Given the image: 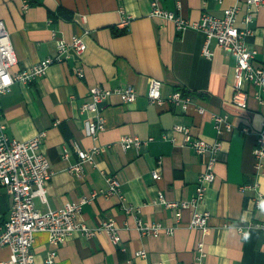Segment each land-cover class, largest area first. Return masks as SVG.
I'll return each instance as SVG.
<instances>
[{
  "label": "crops",
  "instance_id": "obj_1",
  "mask_svg": "<svg viewBox=\"0 0 264 264\" xmlns=\"http://www.w3.org/2000/svg\"><path fill=\"white\" fill-rule=\"evenodd\" d=\"M152 0H0V20L10 34L17 64L12 73L27 70L41 60L54 56L56 42L81 36L86 44L82 56L73 50L61 63L53 64L46 76L33 84L15 83L8 94L0 96V123L6 134L26 141L46 132L40 151L50 162L52 176L45 190L47 204L35 200L42 211L62 208L69 202L107 189L101 171L115 175L132 213L126 215L117 197L98 194L83 206L79 219L89 228L100 227L105 218L116 221L120 241L114 244L104 232L91 238L75 234L57 248L54 264H264V235L251 224H264V204L255 207L257 193L264 195V159L257 172L253 150L256 133L262 129L264 107L255 97L256 89L244 84L249 94L248 108L232 104L235 58L212 42L211 59L202 54L205 34L188 29L176 31L171 22L150 16ZM160 6L177 12L190 21L204 13L223 17L224 9L235 0H160ZM180 4V8H178ZM237 27L251 30L245 42L255 50L253 63L264 66V8L253 10V21L246 26L247 6L238 3ZM123 9L131 16L129 26H119ZM53 32L55 35L53 36ZM84 73L79 78L75 69ZM162 81V95L175 91L191 95L193 103L186 111L168 102L150 103V81ZM116 89L132 86L137 92L133 103L125 104L118 95L108 99L106 128L94 141L87 133L89 114L81 106L89 100L92 87ZM203 107L205 114L198 108ZM211 114H228L231 132L220 136L216 180L198 207L208 211V231L190 228L191 210L181 212L157 201L162 194L168 202L192 200L196 184L204 170L205 157L183 145V135L175 125L190 128L194 138L213 142L217 138ZM243 126L250 133L241 132ZM124 136L152 141L139 149L124 150ZM174 139L175 141H173ZM88 150L106 147L94 156L96 167L83 164V175L70 172L78 162L73 142ZM68 149L65 155L64 149ZM158 169L161 178L154 180ZM257 184L256 188H253ZM242 186H250L242 190ZM10 196L0 188V225L10 217ZM137 219L162 223L173 234L143 236L136 228ZM239 228L247 230L243 236ZM249 228V229H248ZM203 241L200 258L197 244ZM53 246L45 231L34 234L32 246L35 264H45ZM144 251L145 257H137ZM11 250L0 247V263L8 261Z\"/></svg>",
  "mask_w": 264,
  "mask_h": 264
},
{
  "label": "built area",
  "instance_id": "obj_2",
  "mask_svg": "<svg viewBox=\"0 0 264 264\" xmlns=\"http://www.w3.org/2000/svg\"><path fill=\"white\" fill-rule=\"evenodd\" d=\"M221 2L222 0H217ZM243 1L247 6V14L244 17V24L248 26L254 19L253 10L264 8V0H235V4L224 9L223 17L219 18L209 13H204L198 21L185 19L177 12L168 11L160 6V0H152L151 13L152 18H158L163 21L171 22L176 31L184 32L188 29L201 31L205 34V41L202 48V54L211 59L214 55L210 46L216 42L218 46L226 52H229L236 61L235 78L233 84L232 104L239 109L248 108L249 94L244 88V84H249L256 89L255 97L264 107V66H255L253 63L256 55L255 50H250L245 42L246 37L251 34V30L246 27L240 29L237 27V17L240 11L239 2ZM24 10L29 8V0H23ZM180 8V4H178ZM119 26L126 29L131 16H127L123 9ZM55 32H53V36ZM73 50L77 56H82L86 50V44L81 36H72L69 41L59 40L56 42V53L49 56L31 68L12 73L11 69L17 64L16 54L12 45L10 34L5 23L0 20V96L8 94L12 86L19 82L23 84H33L38 79L46 76L48 69L55 63H61L69 57L68 52ZM79 78L84 76L80 67L75 69ZM162 81L152 79L147 92V99L150 103L162 105L165 102L186 111L193 103L191 95L183 94L181 91H175L168 97H163ZM118 95L125 104L133 103L137 98V92L134 87L127 86L116 89H107L99 86L92 87L89 93V100L81 106V111L89 114L87 120V133L94 140L106 128V118L104 115L108 99ZM1 109V104H0ZM200 114H205L203 107L198 108ZM217 138L213 142L194 138L190 128L185 125H175L173 131L183 135V145L191 148L198 156L205 157L204 170L199 175L196 184V195L192 200H183L178 202H168L162 194H159L157 201L166 208L175 210V218H181L182 210H191L190 228L198 229L206 233L208 231V221L210 213L200 211L198 207L204 202L207 190L216 180L215 168L218 162V154L222 148L220 136L224 132H231L233 126L229 120L228 114H211ZM243 134L250 133L248 126H243ZM46 132H39L34 137L26 141H19L10 138L6 134V126L0 123V188L6 190L10 196V217L0 225V247L8 246L11 255L8 261L0 264H35V255L32 250L34 243V234L38 231H45L49 235V243L53 246L48 252L45 264H54L57 256V248L63 244L67 238L78 234L86 238H91L97 233L104 232L110 240L117 244L120 241L116 221L111 218H105L100 227L91 229L79 219L83 206L98 194L106 197L115 196L118 198L121 208L126 215L132 213V207L126 202V198L121 191V183L115 175L107 174L101 171L102 176L107 183V189L101 192H93L89 197H83L77 202H69L62 208L42 211L36 207L35 200L39 199L47 204L45 186L52 176L51 165L47 157L41 153L40 148ZM175 141L174 139H172ZM152 141V138L142 141L137 137L124 136L121 145L124 150L135 148L139 149ZM72 148L78 156V162L71 166L70 172L76 176L83 175V164L90 163L96 167L94 156L107 150L106 147L95 145L91 149H82L77 142H73ZM65 155L68 149H64ZM255 158V168L257 172L262 168L264 159V119L262 129L256 133V144L253 150ZM154 180L161 178L158 169L152 171ZM257 184L253 187L256 188ZM250 186H242V190ZM255 207L261 209L264 204V195L257 193L254 199ZM136 228L143 236H158L161 233L173 234L174 229L164 226L162 223L144 222L137 219ZM249 228L260 229L264 235V224H251ZM248 228V229H249ZM239 232L247 235V230L239 228ZM197 251L200 258H203L204 243L197 244ZM137 257H145L144 251L137 252ZM200 264H205L200 262Z\"/></svg>",
  "mask_w": 264,
  "mask_h": 264
}]
</instances>
